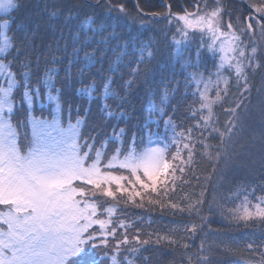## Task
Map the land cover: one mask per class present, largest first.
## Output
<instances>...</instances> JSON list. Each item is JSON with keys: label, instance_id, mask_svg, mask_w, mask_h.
Segmentation results:
<instances>
[{"label": "snow or ice", "instance_id": "snow-or-ice-1", "mask_svg": "<svg viewBox=\"0 0 264 264\" xmlns=\"http://www.w3.org/2000/svg\"><path fill=\"white\" fill-rule=\"evenodd\" d=\"M105 6L109 11L114 7L109 0H96L95 7ZM44 7L50 21L63 17L70 45L61 44V32L55 52L41 64L31 55L27 40L10 35L16 24L13 13L20 4L0 0V264H152L143 246L162 240L185 250L183 264H210L202 255L203 243L198 251L188 252L190 245H181L171 235L155 241L141 239L135 224L119 218L118 205L131 202L142 207L137 198L144 201L146 195L155 194L148 203L199 215L202 194L195 201L185 194L183 206L172 202L178 187L176 173L183 174L185 168L191 171L190 164L200 155L197 145L214 162L213 171L215 164L234 155L233 146L248 117L242 105L253 91V79L264 72V0H253L249 7L254 14L243 19L225 12L219 0L214 5L198 0L192 5L194 11L170 14L169 23L176 21L170 34L176 57H184L193 43L197 57L202 50L221 55L219 66L214 64L215 81L209 76L205 82L199 72L186 80L187 86H195L199 104L187 106L190 126L176 125L169 115V109L176 111L169 97L179 90L178 85L166 87L159 103L151 102L148 118L153 113L167 116L162 121L164 130L173 135L156 141L153 136L159 132L150 125L127 126L130 117L124 107L127 95L155 58L152 41L125 39L111 24L81 15L68 0H44ZM115 10L122 12L123 5ZM223 68L230 69L235 79L225 80L221 87ZM229 83L235 85L239 99L225 109L230 119L221 124L212 106L228 95ZM69 84L74 97L86 96L97 103L104 121L100 128L110 131H97L95 136L82 131L91 108L69 104ZM209 84L215 89L214 98ZM259 91L264 92V85ZM45 97L55 105L54 114L48 113L51 119L42 111ZM212 140L218 143L213 145ZM254 192L252 199L248 189L234 193L232 200L240 203L224 209L231 221L264 223V195L256 197ZM198 228L191 223L184 232L194 237ZM129 229L135 233L131 238ZM246 248L252 264H264V250L253 243Z\"/></svg>", "mask_w": 264, "mask_h": 264}, {"label": "trees", "instance_id": "trees-1", "mask_svg": "<svg viewBox=\"0 0 264 264\" xmlns=\"http://www.w3.org/2000/svg\"><path fill=\"white\" fill-rule=\"evenodd\" d=\"M95 1L68 0L70 4L79 7L81 15L87 13L99 23L106 26L111 24L116 33L125 39L128 36L140 37L142 43L150 39L155 46V58L147 64L146 72L141 75L136 87L127 95V103L124 105L130 117L127 126L136 128L150 125L153 132H159V136L154 135L155 137L172 139V132L169 130L165 133L162 123L163 120H167V116L159 117L153 113L152 118H148L149 110L152 107L151 102L156 99V102L159 103L158 97L166 87L175 89L178 85L179 90L169 97L170 104L176 111L173 113L169 109V115H173L176 125L188 124L190 126L193 121L187 115V106L199 107V104L196 100L198 97L195 95V86H187L186 80L194 73L199 72L203 75L205 82L209 76L215 81L217 79L215 73L220 61L218 63L216 57H211L210 53L203 50L197 57L195 43L188 46L184 57H176L170 35L174 34L173 26L176 21L173 20L172 23L171 20L172 24L169 23L171 16L168 15L153 16L158 10L151 5H160L163 13L168 12L171 7L173 10L171 14H178L183 13L185 7L196 0H151V2L145 0H109L114 6L112 11H109L106 6L95 7ZM219 2L232 17L240 15L243 18L246 12H249L248 16L254 14L249 7L253 0H219ZM17 3L20 4V8L18 12L13 13L16 17V24L13 25L12 33L19 40H27L33 58L39 59L41 64L49 59L57 48L56 42L60 40L61 32L64 37L61 44L68 42L70 45L69 28L65 27L63 17L50 21L48 19L49 13L44 7V0H17ZM127 4L129 6H125ZM118 5H123L124 10L122 12L115 10V6ZM138 8L150 16L140 15ZM128 13L129 15H127ZM177 38L179 37L177 36ZM165 43L167 44L165 49L161 50ZM190 64L192 66H189ZM214 64L217 67H214ZM230 71V69H220L221 87H223L225 80H230L227 77ZM262 76H264V72L258 73L253 79V93L250 102L245 107L248 114L247 121L243 131L239 134L237 143L233 146L234 155L232 158L227 162L222 159L215 164V171H213L214 162L210 161L203 154V149L197 145L196 151L200 155H197L194 162L190 164L191 171L185 168L183 174L179 171L176 173L178 187L172 202L183 206L185 194L192 201L201 197L202 194L203 203L200 206L198 216L189 215L186 212H174L168 207H160L156 204L144 203L140 209V217L132 209L123 210L121 208L123 205H118L119 216L125 213H133L131 217L141 220L137 227L141 239L155 241L157 237L171 235L181 245L183 243L189 244L188 252L198 251L201 243H203L205 251L202 255L207 256L210 264H252L251 254L246 248L247 244L253 243L255 247L264 250V223L259 220L247 223L233 222L227 217V212L224 211V209H230L234 204L240 203L239 200H232V196L237 190L248 189L249 199H252V190H255L256 197H260L261 193L258 191L264 188V92L259 91L264 85ZM232 77L231 80H234V76ZM209 88L212 89L209 95L214 98L215 89L211 84H209ZM201 91H203V85H201ZM80 98L84 97L81 96ZM238 99L235 85L229 83L228 95L223 96L221 102L212 106L214 118H218L221 124L228 120L229 116L225 109L229 108L230 105L233 107V101ZM93 101L88 100L85 106L86 110L90 107L91 111L87 115V127L82 125V131L86 135L95 136L97 131L103 133L110 131V129L100 128L104 121L101 119V111L97 103H93ZM109 102L113 101L109 100ZM49 109H46L48 113L53 111V109L50 111ZM73 116L75 117V113ZM78 118L85 119L83 116ZM156 121L161 122L159 126H157ZM63 122L66 124L67 119L65 118ZM72 122L75 123V119ZM147 122H149L148 125H146ZM177 129L179 132L180 128L177 127ZM144 142L147 144V138ZM211 143L216 145L218 141L212 140ZM181 151L184 150L181 149ZM183 180H187V183H183ZM151 197L156 198L155 194H152ZM161 199L166 201L167 197ZM120 209L123 210L122 213H120ZM191 223L199 225L194 237L184 232L185 226ZM133 234L135 233H129V238ZM143 248L147 249L144 251V256L151 260L152 264H183L185 250L176 244H169L167 240H162L160 243H150Z\"/></svg>", "mask_w": 264, "mask_h": 264}, {"label": "rangeland", "instance_id": "rangeland-1", "mask_svg": "<svg viewBox=\"0 0 264 264\" xmlns=\"http://www.w3.org/2000/svg\"><path fill=\"white\" fill-rule=\"evenodd\" d=\"M127 1V0H126ZM145 1H150L151 2V0H145ZM96 2V1H95ZM196 2H198V0H196L195 2H190L188 5L189 6H186L185 7V9H187L189 12H191V11H194V9L192 8V5H193V3H196ZM205 2L206 3H208L209 5H214V3H215V0H205ZM111 3V2H110ZM220 3V2H219ZM125 6H129L128 4L127 5H125ZM151 6H154L155 8H157V13H156V15H153V16H157V17H159V16H163V15H168V16H170V14L172 13V11L173 10H171V7L169 8V7H167V8H169V10H168V12H166V13H168V14H166V13H163L162 11H161V6L160 5H158V4H156V5H154V4H152ZM223 6V5H222ZM224 7V6H223ZM225 8V7H224ZM137 11V10H136ZM138 11H139V14L140 15H142V16H145V17H148V16H150V15H147V13H145V12H143L141 9H139L138 8ZM225 12H227L228 13V11L227 10H225ZM138 13V12H137ZM145 14V15H144ZM149 14V13H148ZM178 14H180V15H182L183 13H178ZM248 14H249V12L247 13H244V17L243 18H247L248 17ZM127 15H129V13L127 14ZM235 18H241V19H243L242 18V16H240V15H236L235 16ZM229 19V16H224V20L225 21H227ZM235 22H237L236 20H234V23ZM172 23H173V20H172ZM171 23V24H172ZM146 25H147V23H146ZM13 33H10V35H12ZM166 43H165V45L162 47V49L161 50H164L165 48L164 47H166ZM173 48H174V46H173ZM175 50V49H174ZM173 50V51H174ZM209 53V52H208ZM210 55H211V57H216L215 59H216V61L219 63V56L221 55L220 53H217L215 56H213L211 53H210ZM222 70H227V68H223ZM234 76V74H232L231 73V71H230V73L229 74H227V77H229V79L231 80V78H233L232 76ZM234 78H235V76H234ZM223 85H224V82H223ZM195 92V91H194ZM252 93H253V91H252ZM251 93V94H252ZM81 96H76V97H74L73 96V94H72V87H71V84H69V87H68V89H67V96H66V99L69 101V104L71 105V104H75L77 107H81V106H83L84 108H85V106L87 105V102H88V98L86 97V96H83L84 98H80ZM250 97H251V95L247 98V100H246V102H245V104L244 105H242V108H245L246 107V105H247V103H249L250 101ZM196 100H198V98L196 99ZM93 101V100H92ZM109 102V101H108ZM93 103H96L95 101H93ZM109 103H113V102H109ZM229 107H231V105L229 106ZM36 108H37V114H39V111L41 110V105L38 103L37 105H36ZM39 108V109H38ZM48 108H50L49 109V111L51 110V109H53V111H52V113L54 114V109H55V105H54V103H51V102H48L47 101V99H46V97L44 98V102H43V105H42V111H43V114L45 115V116H48V112L46 111V109H48ZM240 109H237V111H239ZM225 112V111H224ZM47 113V114H46ZM75 112H73V114H74ZM177 113V112H176ZM48 118L49 119H51V116H48ZM80 119V118H79ZM83 119V118H82ZM229 119H230V117H229ZM67 124V123H66ZM66 124H64V126L66 127L67 125ZM149 124V122H147L146 123V125H148ZM178 130V129H177ZM178 132V131H177ZM157 139H160V138H158V137H155V136H153V140L154 141H156ZM171 179V177L169 178V180ZM258 193H261L260 194V196H262V195H264V192H262L261 191V189L258 191ZM148 197L149 196H145V199H144V201H140V198L138 197L137 198V201H138V203H146V204H150V203H148L147 201L149 200L148 199ZM150 199H155V197H150ZM123 206L121 207L123 210H127V209H132L133 210V212L134 213H137L140 217H141V212H140V209L142 208V207H139V206H136V205H134V204H132L131 202H129L128 204H122ZM133 213H125V214H122V215H120L119 216V218L120 219H127V221L129 222V223H132V224H135L136 225V227H138L139 226V224H140V222H141V220H137V219H135V218H133V217H131V215H132ZM133 232V230L132 229H129V233H132Z\"/></svg>", "mask_w": 264, "mask_h": 264}]
</instances>
